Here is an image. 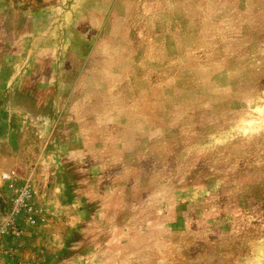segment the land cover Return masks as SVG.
Instances as JSON below:
<instances>
[{
    "label": "rangeland",
    "instance_id": "obj_1",
    "mask_svg": "<svg viewBox=\"0 0 264 264\" xmlns=\"http://www.w3.org/2000/svg\"><path fill=\"white\" fill-rule=\"evenodd\" d=\"M0 264H264V0H0Z\"/></svg>",
    "mask_w": 264,
    "mask_h": 264
},
{
    "label": "built area",
    "instance_id": "obj_2",
    "mask_svg": "<svg viewBox=\"0 0 264 264\" xmlns=\"http://www.w3.org/2000/svg\"><path fill=\"white\" fill-rule=\"evenodd\" d=\"M28 198L29 195L26 188L21 187L19 189H16L10 204L11 214H18L20 211H23L24 213H28L27 215L30 216L32 209L28 205Z\"/></svg>",
    "mask_w": 264,
    "mask_h": 264
}]
</instances>
